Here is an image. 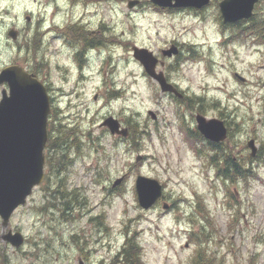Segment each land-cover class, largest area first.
Here are the masks:
<instances>
[{
    "label": "rangeland",
    "instance_id": "1",
    "mask_svg": "<svg viewBox=\"0 0 264 264\" xmlns=\"http://www.w3.org/2000/svg\"><path fill=\"white\" fill-rule=\"evenodd\" d=\"M66 1L0 0V69L16 61L40 70L53 88L51 124L61 123L76 135L69 139L75 144L68 148L70 163L56 171V159L52 168L45 167L46 180L13 212L6 229L0 218V262L110 264L127 237H135L144 264H205L196 262L198 252L206 264H264V42L244 38L252 22L264 23V1L255 5L251 21L222 24L220 0H210L198 13L170 12L150 0L133 7L130 0H73L93 27L102 22L109 29L104 62L89 66L68 62L56 42L40 49L31 37L32 31L38 36L36 19L44 5L51 18L54 3ZM29 11L31 23L25 20ZM30 24L33 30L15 45L8 28ZM174 41L182 45L180 56H162L160 49ZM132 44L158 54L163 63L157 70L188 93L190 106L198 107L195 97H202L207 117L229 120L224 142L248 169L246 175L231 180L216 174L206 146L203 159L196 156L202 142L184 136L177 98L160 91L132 56ZM110 114L130 127V137L100 127ZM249 138L257 156L250 157ZM137 155L142 157L136 160ZM138 174L161 182L163 202L139 207ZM59 189L72 194L62 197ZM71 198L76 202L70 215L62 213L63 202ZM8 228L24 235L19 247L2 239Z\"/></svg>",
    "mask_w": 264,
    "mask_h": 264
},
{
    "label": "water",
    "instance_id": "2",
    "mask_svg": "<svg viewBox=\"0 0 264 264\" xmlns=\"http://www.w3.org/2000/svg\"><path fill=\"white\" fill-rule=\"evenodd\" d=\"M159 7H194L202 8L210 0H150ZM260 0H221L218 3L223 22H236L248 19L253 14L254 5ZM138 0L128 1V7H133ZM8 35L16 38V32L11 29ZM178 52L176 45L162 51L165 56ZM132 55L138 60L145 72L155 80L162 92H173L182 96L173 84L168 82L163 71L156 70L157 57L151 50L143 46L132 45ZM243 79V78H242ZM7 84L0 99V218L5 229L13 211L25 204L33 188L44 177L45 147L48 139L47 123L51 111L50 99L44 84L29 74L20 65H6L0 70V85ZM152 118L154 113L150 110ZM200 133L211 141H223L227 129L224 122L216 117L206 118L202 114L195 116ZM111 134L126 136V127H120V122L113 116L106 117L102 122ZM247 145L251 155H255L254 139ZM142 156L137 155L136 160ZM123 179L118 177L112 184L115 186ZM135 191L138 204L143 209L151 207L162 194V185L152 177L138 174L135 179ZM167 207V204H164ZM2 239L14 247L24 242L20 231L8 229L2 234ZM0 264H2L0 262Z\"/></svg>",
    "mask_w": 264,
    "mask_h": 264
},
{
    "label": "flooded vegetation",
    "instance_id": "3",
    "mask_svg": "<svg viewBox=\"0 0 264 264\" xmlns=\"http://www.w3.org/2000/svg\"><path fill=\"white\" fill-rule=\"evenodd\" d=\"M65 1V0H64ZM60 4V5H59ZM45 6L43 7L44 13L41 14L36 19L37 28V40L39 44L40 49H47L50 48L52 43L56 42L59 45L60 53L64 55V57L67 59L68 62L73 63H79L81 66L82 64L90 65L91 62L94 60H98V62L102 63L105 60L104 56V49L107 47V32H109V29L107 26H105L102 22L97 25L96 27H93L91 18L89 19L86 11L82 12L79 11L77 8V5L74 4L73 0H68L66 2H55L54 8L55 11L52 12V17L47 18L45 13ZM191 11H194L195 13H198L199 11L203 9H194V8H186ZM170 12H174L179 9H167ZM47 11V10H46ZM57 14L59 16L58 20H54V15ZM25 20L27 23H31L33 21L32 13L26 12L25 14ZM13 28V30L16 32V38L12 39L15 42V45L19 44L21 41L22 34L25 33V31L32 29V24L24 26V28L20 29L15 26H11L8 29ZM33 30V29H32ZM35 30V29H34ZM8 35V32H7ZM33 40L35 41V33L32 31ZM31 37L28 35L27 40L28 42L31 41ZM245 40L247 38L250 39V41L253 43L252 39L254 40V37L251 33H247L245 35ZM105 39V40H104ZM36 40V41H37ZM106 43V44H105ZM103 44V45H102ZM172 44L177 45L178 47V53L176 54L180 56L182 53V45L179 42L174 41ZM105 45V46H104ZM171 45V43L169 44ZM188 49H191L190 51L193 52V45H187ZM167 48V47H166ZM163 48L160 49V52H162ZM157 57L159 59V56L157 54ZM106 58H109V55L107 54ZM15 64L16 61L12 62ZM159 63H163L159 59ZM27 70L29 73L33 74V76H36L46 87V90L49 93L50 96V105H51V114L55 111L54 108V94H53V88L50 84L49 80L46 78V76H42L39 74L40 70L37 72L35 71V68L28 67L25 65L20 64ZM81 76H83V73H80ZM166 76V75H165ZM167 80L172 82L176 88L182 93V96L177 98V101L179 102V107L175 109L177 113V117L179 119V125L182 129L184 136H187L188 138H194L195 140L198 138L202 142V146L195 148L196 156L201 153L203 146H206L208 148V156L207 160L210 162V165H214L216 174L221 175V170L226 169L225 162L227 160L231 161H238L240 160L236 154L231 153V149L228 148L226 145V141L224 142H214L210 140H206L197 130L196 127V120L195 115L197 113L203 114V110L200 111L198 107L190 106L188 105L190 101V96L188 93L180 87V85L169 79L166 76ZM6 87V84L0 86V92L1 90ZM59 90V89H58ZM165 95L173 97L171 93H166ZM173 99H175L173 97ZM185 105L187 107V112L181 107V105ZM178 111V112H177ZM180 115V116H179ZM206 116V115H205ZM227 128V138L230 134V122L226 118H221ZM205 155V154H204ZM258 155V150H257ZM256 155V156H257ZM199 158H202V154L198 156ZM246 157H248V154L246 153ZM251 157V155H250ZM249 159V158H248ZM216 162V163H215ZM46 177V176H45ZM46 180L44 178L43 182ZM68 195L72 194L71 190L67 191ZM69 209L64 211V213H69V210H72L74 202H76L75 198H71L70 201L68 199L66 200ZM160 202H163L162 197L156 202L158 205ZM171 207H174V202L170 203Z\"/></svg>",
    "mask_w": 264,
    "mask_h": 264
},
{
    "label": "trees",
    "instance_id": "4",
    "mask_svg": "<svg viewBox=\"0 0 264 264\" xmlns=\"http://www.w3.org/2000/svg\"><path fill=\"white\" fill-rule=\"evenodd\" d=\"M254 19V18H253ZM250 20V18H249ZM252 20V18H251ZM250 20V21H251ZM250 23V22H249ZM252 27L250 26L249 29H251V34L254 35V39L260 42H264V23H254L252 22ZM248 30V29H247ZM192 98H190V101L188 105L191 104ZM195 100H197L198 108L200 111L201 109V102L203 100L202 97H195ZM64 126L59 123V125H53L51 124V121H49L48 125V140L46 145V166L47 167H53L55 160L58 161V165H54V168L56 171H58L57 168H59V165L61 163L66 166L68 163H70L71 159L68 157L69 155V145L74 144V142H71L70 135L76 136L75 134H70V128H63ZM69 160V162H67ZM216 163V162H215ZM244 163V162H243ZM66 168V167H65ZM225 170H221V176L225 179H231L234 180L242 175H246L248 169L246 167H243L242 162L240 160L238 161H231L227 160L225 162ZM60 194L62 197H66L67 192H64L63 189H59ZM70 201V199H68ZM63 206L60 209L62 213L69 209V206L67 202H63ZM70 215V213H68ZM201 258V259H200ZM196 262L201 261L202 263H205L208 261V259L202 258L200 252L196 255ZM110 264H144L142 261V252L140 249V245L135 237L128 238L125 240L124 244L122 245L121 249L118 250L115 255L112 258V261Z\"/></svg>",
    "mask_w": 264,
    "mask_h": 264
},
{
    "label": "bare ground",
    "instance_id": "5",
    "mask_svg": "<svg viewBox=\"0 0 264 264\" xmlns=\"http://www.w3.org/2000/svg\"><path fill=\"white\" fill-rule=\"evenodd\" d=\"M36 38H37V37H36ZM36 38H35V39H36ZM36 40H37V39H36ZM104 40H105V39H104ZM37 42H38V40H37ZM107 42H108V41H107ZM32 43H33V42H32ZM35 43H36V42H34V45H35ZM105 44H106V43H105ZM107 44H108V43H107ZM107 44H106V45H107ZM102 45H103V44H102ZM35 46H36V45H35ZM104 46H105V45H104ZM32 47H33V46H32ZM36 47H37V46H36ZM33 48H34V47H33ZM38 49H39V48H38ZM28 50H29V49H28ZM32 50H33V49H32ZM34 51H35V50H34ZM34 51H33V52H34ZM40 51H41V50H40ZM28 52H29V51H28ZM33 52H32V53H33ZM33 54H34V53H33ZM41 57H42V56H41ZM41 57H39V58H41ZM39 58H38V59H39ZM41 59H42V58H41ZM41 62H42V61H41ZM43 62H44V61H43ZM42 65H43V64H42ZM42 65H41V66H42ZM63 128H64V127H63ZM62 165H63V164L61 163V166H62ZM63 166H64V165H63Z\"/></svg>",
    "mask_w": 264,
    "mask_h": 264
}]
</instances>
